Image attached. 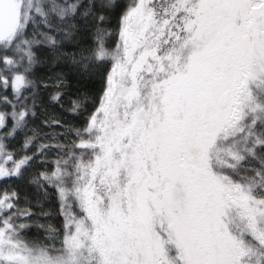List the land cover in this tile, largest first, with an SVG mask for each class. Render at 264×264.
I'll return each mask as SVG.
<instances>
[{"label":"snow or ice","instance_id":"obj_1","mask_svg":"<svg viewBox=\"0 0 264 264\" xmlns=\"http://www.w3.org/2000/svg\"><path fill=\"white\" fill-rule=\"evenodd\" d=\"M0 264H264V0H0Z\"/></svg>","mask_w":264,"mask_h":264}]
</instances>
